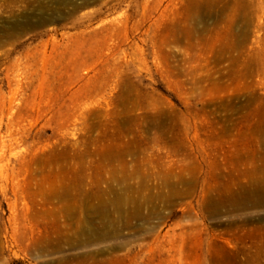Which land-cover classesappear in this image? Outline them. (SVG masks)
<instances>
[{
	"label": "rangeland",
	"instance_id": "374dc122",
	"mask_svg": "<svg viewBox=\"0 0 264 264\" xmlns=\"http://www.w3.org/2000/svg\"><path fill=\"white\" fill-rule=\"evenodd\" d=\"M0 264H264V0H0Z\"/></svg>",
	"mask_w": 264,
	"mask_h": 264
},
{
	"label": "bare ground",
	"instance_id": "6f19581e",
	"mask_svg": "<svg viewBox=\"0 0 264 264\" xmlns=\"http://www.w3.org/2000/svg\"><path fill=\"white\" fill-rule=\"evenodd\" d=\"M93 232L91 230H84L81 232V234L78 236V240L79 239H86L88 242H92L93 241ZM95 234V233H94ZM97 237V236H96ZM95 238V237H94ZM104 239V238H103ZM83 241V240H80Z\"/></svg>",
	"mask_w": 264,
	"mask_h": 264
}]
</instances>
